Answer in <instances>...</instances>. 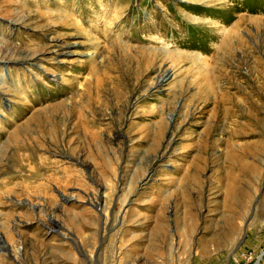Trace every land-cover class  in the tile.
I'll return each mask as SVG.
<instances>
[{
	"label": "rangeland",
	"instance_id": "374dc122",
	"mask_svg": "<svg viewBox=\"0 0 264 264\" xmlns=\"http://www.w3.org/2000/svg\"><path fill=\"white\" fill-rule=\"evenodd\" d=\"M0 264H264V0H0Z\"/></svg>",
	"mask_w": 264,
	"mask_h": 264
},
{
	"label": "bare ground",
	"instance_id": "6f19581e",
	"mask_svg": "<svg viewBox=\"0 0 264 264\" xmlns=\"http://www.w3.org/2000/svg\"><path fill=\"white\" fill-rule=\"evenodd\" d=\"M164 50L167 51V47H164Z\"/></svg>",
	"mask_w": 264,
	"mask_h": 264
}]
</instances>
